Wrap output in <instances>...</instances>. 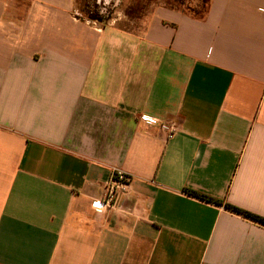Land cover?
I'll list each match as a JSON object with an SVG mask.
<instances>
[{"label": "crops", "instance_id": "obj_1", "mask_svg": "<svg viewBox=\"0 0 264 264\" xmlns=\"http://www.w3.org/2000/svg\"><path fill=\"white\" fill-rule=\"evenodd\" d=\"M102 2L0 0V264H264V226L186 193L264 218V0Z\"/></svg>", "mask_w": 264, "mask_h": 264}, {"label": "rangeland", "instance_id": "obj_2", "mask_svg": "<svg viewBox=\"0 0 264 264\" xmlns=\"http://www.w3.org/2000/svg\"><path fill=\"white\" fill-rule=\"evenodd\" d=\"M120 1H122V3ZM154 1H156V3ZM203 1L204 4H201L202 0L200 1L187 0V3L185 4L184 8L186 10L191 11L192 13L199 12V14L203 15L204 12L206 11V7L204 6L208 0H203ZM95 2H97V0H78L77 5L79 7V10L82 13L83 12L86 13L88 19L93 20L95 23L99 22V23L107 24L112 19H114L112 13L110 14L111 11L108 10V7H104L105 5L103 2L98 6L96 5ZM159 2L166 3L165 0H116V6H117L116 10L120 9L121 11L120 13L123 15V17L126 18V20L129 18L130 21V19L138 18L140 16H145L146 14H148V10H149L148 8L150 6H154L155 4L157 5V3ZM100 7H102V9Z\"/></svg>", "mask_w": 264, "mask_h": 264}, {"label": "built area", "instance_id": "obj_3", "mask_svg": "<svg viewBox=\"0 0 264 264\" xmlns=\"http://www.w3.org/2000/svg\"><path fill=\"white\" fill-rule=\"evenodd\" d=\"M142 121L149 125L158 126L160 130L167 133L169 137H172L177 131L173 124L162 123L155 118L143 116ZM129 182L130 180L124 172L115 170L106 187L103 199L96 200L93 203L96 211H107L117 208L121 203L123 195L129 187Z\"/></svg>", "mask_w": 264, "mask_h": 264}, {"label": "trees", "instance_id": "obj_4", "mask_svg": "<svg viewBox=\"0 0 264 264\" xmlns=\"http://www.w3.org/2000/svg\"><path fill=\"white\" fill-rule=\"evenodd\" d=\"M166 1V4L169 5L170 7H173L175 9H184L185 11H188L190 13H192L191 11L189 10H186L184 7H185V4L187 3V0H165ZM200 1V0H199ZM201 4H204V1L202 0V3ZM209 4V0L205 3V6L206 9H207V6ZM182 7V8H180ZM183 10V11H184ZM194 16H202L201 14H199V12H193ZM204 15V14H203ZM93 19V18H92ZM96 19V18H94ZM98 19V18H97ZM186 193L194 198H197L199 200H202V201H205V202H208V203H211V204H214V205H217V206H224L226 210L236 214V215H239L245 219H248V220H251L257 224H260L262 226H264V218L262 217H259V216H256L250 212H247L245 210H242L238 207H235L233 205H230V204H227V203H224V202H221L219 200H215L213 198H210L208 196H205L203 194H200V193H197V192H194V191H191V190H186Z\"/></svg>", "mask_w": 264, "mask_h": 264}, {"label": "flooded vegetation", "instance_id": "obj_5", "mask_svg": "<svg viewBox=\"0 0 264 264\" xmlns=\"http://www.w3.org/2000/svg\"><path fill=\"white\" fill-rule=\"evenodd\" d=\"M99 5V4H98ZM90 7V6H89Z\"/></svg>", "mask_w": 264, "mask_h": 264}]
</instances>
